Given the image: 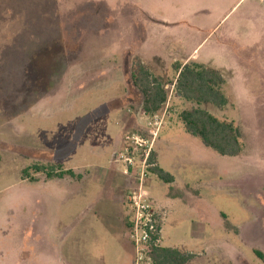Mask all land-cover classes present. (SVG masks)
<instances>
[{
	"label": "rangeland",
	"instance_id": "obj_1",
	"mask_svg": "<svg viewBox=\"0 0 264 264\" xmlns=\"http://www.w3.org/2000/svg\"><path fill=\"white\" fill-rule=\"evenodd\" d=\"M135 58L168 95L156 134ZM176 62L221 75L226 105L179 96ZM195 109L239 126L245 151L222 156L188 132ZM132 133L175 178L144 182L164 248L187 264H264V0H0V264H135L123 224L135 180L114 164Z\"/></svg>",
	"mask_w": 264,
	"mask_h": 264
},
{
	"label": "trees",
	"instance_id": "obj_2",
	"mask_svg": "<svg viewBox=\"0 0 264 264\" xmlns=\"http://www.w3.org/2000/svg\"><path fill=\"white\" fill-rule=\"evenodd\" d=\"M173 68L176 73L175 88L179 96L197 104L226 105V99L221 92L225 81L221 75L196 63L183 65L176 62ZM129 77L132 86L142 97L143 111L147 114L160 112L168 98L162 83L137 58L130 64ZM181 120L188 132L201 138L207 147L222 156L235 157L245 150L241 130L233 122H223L215 115L202 109L183 112ZM35 170L37 172L44 170L49 180L63 179L66 176L75 177L72 170H63L62 168L58 171H47L44 167L36 166ZM151 172L168 184L175 181L171 174L157 166ZM129 227L130 222L128 223ZM255 253L264 262V255L259 251H255ZM151 257L154 264H187L188 262V257L179 251L164 247L153 248Z\"/></svg>",
	"mask_w": 264,
	"mask_h": 264
},
{
	"label": "built area",
	"instance_id": "obj_3",
	"mask_svg": "<svg viewBox=\"0 0 264 264\" xmlns=\"http://www.w3.org/2000/svg\"><path fill=\"white\" fill-rule=\"evenodd\" d=\"M166 104V103H165ZM147 128L158 133L163 128L165 118L160 112L147 114ZM154 141L139 134H126L122 148L115 157V163L122 166V174L135 180V187L127 195V205L131 212L130 239L135 249V264H154L151 257L153 248L162 247V216L149 199L144 182L156 167L153 159Z\"/></svg>",
	"mask_w": 264,
	"mask_h": 264
},
{
	"label": "crops",
	"instance_id": "obj_4",
	"mask_svg": "<svg viewBox=\"0 0 264 264\" xmlns=\"http://www.w3.org/2000/svg\"><path fill=\"white\" fill-rule=\"evenodd\" d=\"M140 61H141V60H140ZM141 62H142V61H141ZM142 64H143V63H142ZM197 64H198V63H197ZM143 65H144V64H143ZM183 65H186V64L184 63ZM200 65H201V64H200ZM144 66H145V65H144ZM149 72H151V71L149 70ZM151 73H152V72H151ZM152 74H153V73H152ZM153 75H154V74H153ZM156 78H157V77H156ZM157 79H158V78H157ZM223 79H224V78H223ZM159 81H160V80H159ZM167 99H168V98H167ZM166 102H167V101H166ZM122 142H123V141H122ZM121 147H122V146H121ZM121 147H120V148H121ZM245 148H246V147H245ZM244 151H245V150H244ZM119 152H120V151H119ZM119 152H118V153H119ZM118 153H115V154H114V159H115V157L117 156ZM154 155H155V154H154ZM155 160H156V157H155ZM114 164H116L115 161H114ZM156 165H157V167L161 168L160 165H159V163L157 162V160H156ZM161 169H162V168H161ZM68 170H71V169H68ZM162 170H163V169H162ZM72 171H73V170H72ZM163 171H164V170H163ZM73 172H74V171H73ZM165 172H166V171H165ZM74 174H75V173H74ZM111 177H113V176H112V175H109V178H111ZM174 179H175V178H174ZM174 182H175V181H174ZM118 201L122 202V204H123V198L120 199V200H118ZM123 205H124V204H123ZM157 208L159 209L160 212H161V211L163 212V208H162V206L159 205V206H157ZM162 212H161V213H162ZM128 223H129V221H128L127 223H126V221L123 222V224H124L125 227H127V228H128ZM162 247H163V246H162Z\"/></svg>",
	"mask_w": 264,
	"mask_h": 264
}]
</instances>
